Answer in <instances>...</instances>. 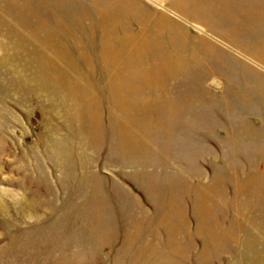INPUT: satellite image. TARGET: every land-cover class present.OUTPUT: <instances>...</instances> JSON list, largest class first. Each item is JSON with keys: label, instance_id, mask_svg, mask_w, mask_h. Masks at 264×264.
I'll use <instances>...</instances> for the list:
<instances>
[{"label": "rangeland", "instance_id": "obj_1", "mask_svg": "<svg viewBox=\"0 0 264 264\" xmlns=\"http://www.w3.org/2000/svg\"><path fill=\"white\" fill-rule=\"evenodd\" d=\"M0 264H264V0H0Z\"/></svg>", "mask_w": 264, "mask_h": 264}]
</instances>
